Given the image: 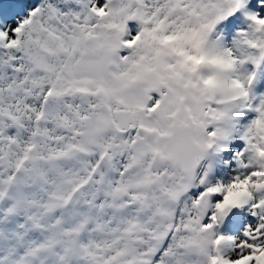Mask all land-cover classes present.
<instances>
[{
  "label": "snow or ice",
  "instance_id": "snow-or-ice-1",
  "mask_svg": "<svg viewBox=\"0 0 264 264\" xmlns=\"http://www.w3.org/2000/svg\"><path fill=\"white\" fill-rule=\"evenodd\" d=\"M0 264H264V0H0Z\"/></svg>",
  "mask_w": 264,
  "mask_h": 264
}]
</instances>
